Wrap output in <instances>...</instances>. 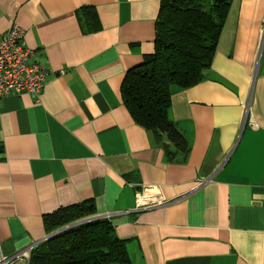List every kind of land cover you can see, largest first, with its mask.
<instances>
[{"label": "crops", "instance_id": "0c3cea01", "mask_svg": "<svg viewBox=\"0 0 264 264\" xmlns=\"http://www.w3.org/2000/svg\"><path fill=\"white\" fill-rule=\"evenodd\" d=\"M159 6L0 0V38L16 22L49 70L37 99L0 98L3 254L40 244L47 214L92 200L95 216L112 214L130 264H264V0H231L202 79L171 88L185 154L121 96L153 51ZM137 192L167 202L136 209Z\"/></svg>", "mask_w": 264, "mask_h": 264}, {"label": "trees", "instance_id": "16d2710c", "mask_svg": "<svg viewBox=\"0 0 264 264\" xmlns=\"http://www.w3.org/2000/svg\"><path fill=\"white\" fill-rule=\"evenodd\" d=\"M230 3L160 0L153 51L126 72L121 85L122 100L134 121L156 136L165 135L184 154L188 151L185 136L168 117L171 88H186L202 79ZM93 207L92 200H85L47 214L48 233L90 219L38 244L28 264H130L127 240L116 235L110 219L95 216Z\"/></svg>", "mask_w": 264, "mask_h": 264}, {"label": "built area", "instance_id": "2783aa9c", "mask_svg": "<svg viewBox=\"0 0 264 264\" xmlns=\"http://www.w3.org/2000/svg\"><path fill=\"white\" fill-rule=\"evenodd\" d=\"M24 34V29L13 22L0 38V98L26 92L37 99L46 83L49 70L44 64L31 60L35 54L25 46ZM135 202L136 209H142L163 204L167 200L159 194L143 196L137 192ZM111 215L107 213L98 217L110 219ZM38 244V242L32 243L12 255H5L0 249V264H15L18 258H25L28 263L30 252Z\"/></svg>", "mask_w": 264, "mask_h": 264}, {"label": "water", "instance_id": "95a60500", "mask_svg": "<svg viewBox=\"0 0 264 264\" xmlns=\"http://www.w3.org/2000/svg\"><path fill=\"white\" fill-rule=\"evenodd\" d=\"M0 151H1V146H0ZM89 219H90V218H88V219H84V220H80V221L74 222V223H72V224H70V225L64 226V227L59 228V229H57V230H54V231L48 233V234L42 239V242L45 241V240H47L48 238H51V237L57 235L58 233L62 232L63 230L68 229V228L71 227V226H75V225L81 224V223H83V222H85V221H88Z\"/></svg>", "mask_w": 264, "mask_h": 264}]
</instances>
